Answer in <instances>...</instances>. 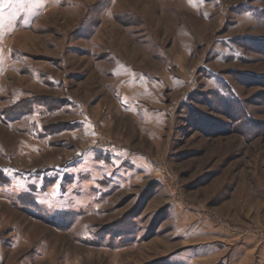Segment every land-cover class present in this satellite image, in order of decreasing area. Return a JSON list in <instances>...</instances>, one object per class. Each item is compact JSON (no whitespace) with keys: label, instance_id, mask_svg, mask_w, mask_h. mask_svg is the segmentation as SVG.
I'll list each match as a JSON object with an SVG mask.
<instances>
[{"label":"rangeland","instance_id":"374dc122","mask_svg":"<svg viewBox=\"0 0 264 264\" xmlns=\"http://www.w3.org/2000/svg\"><path fill=\"white\" fill-rule=\"evenodd\" d=\"M0 264H264V0H0Z\"/></svg>","mask_w":264,"mask_h":264},{"label":"snow or ice","instance_id":"6c2138e0","mask_svg":"<svg viewBox=\"0 0 264 264\" xmlns=\"http://www.w3.org/2000/svg\"><path fill=\"white\" fill-rule=\"evenodd\" d=\"M5 6H7V5H5Z\"/></svg>","mask_w":264,"mask_h":264}]
</instances>
